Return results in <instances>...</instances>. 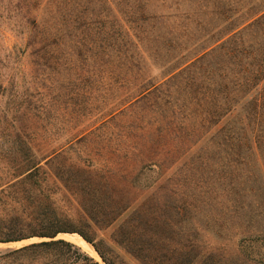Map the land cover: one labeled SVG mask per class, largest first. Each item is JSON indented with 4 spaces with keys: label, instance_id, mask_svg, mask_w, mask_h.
<instances>
[{
    "label": "trees",
    "instance_id": "16d2710c",
    "mask_svg": "<svg viewBox=\"0 0 264 264\" xmlns=\"http://www.w3.org/2000/svg\"><path fill=\"white\" fill-rule=\"evenodd\" d=\"M73 1L45 0L42 15H22L24 51L39 66L33 82L49 79L51 86L41 85L51 92L20 93L16 79L0 82L8 98L0 126L12 143L6 165L0 160V209L19 199V211L31 219L28 230L51 239L6 256L72 247L55 238L78 233L114 264L93 235L116 226L113 239L142 264H190L186 249L196 244L174 237L186 219L221 241L208 251L218 254L211 263L264 264V0H189L188 10L180 9L187 0H179L176 12L161 15L148 13L151 0H122L128 32L104 9L61 14L58 7ZM170 19L177 23L168 27ZM67 43L77 58L91 53L92 78L108 69L126 90L130 114L121 120L123 146L111 161L118 169L91 171L64 156L75 144L91 143V131L72 135L84 115L61 87L55 91ZM145 44L164 70L160 79L144 76ZM62 131L69 137L55 147ZM208 134L215 152L192 155ZM147 171L156 175L146 189L155 190L139 202ZM22 223L16 216L0 224V241H10Z\"/></svg>",
    "mask_w": 264,
    "mask_h": 264
},
{
    "label": "rangeland",
    "instance_id": "374dc122",
    "mask_svg": "<svg viewBox=\"0 0 264 264\" xmlns=\"http://www.w3.org/2000/svg\"><path fill=\"white\" fill-rule=\"evenodd\" d=\"M175 1L179 0H151L147 11L156 15L174 13L177 11ZM181 3L180 9L188 10L191 6L189 0ZM44 4L45 0H0V82H4V86H7L9 80L16 79L20 85V93L24 92L26 88H30L31 91L39 89L40 92H51L47 88L43 89L41 85L44 83L46 87L51 86L49 79L48 81L37 80L40 84L33 82L36 69H39V66L24 51L27 26L22 20V15L30 11V15L35 16L38 14L40 16L45 10ZM169 6H172V8H169ZM58 8H60L61 14L72 12L91 14L93 10L101 11L104 9L107 12H112L116 16L117 22H119V28H123L125 32H128V24L122 19V16H119L123 11L128 10L122 0H108L107 5L91 3V0H74L72 4L63 2ZM174 20L177 23L176 19H170L167 26H172V21ZM133 41L135 42L136 38H133ZM69 48L68 43L67 45L64 44L62 50L63 59L57 77L59 83H56L55 91L58 90V87H61V92L67 96L66 101L69 102V106L84 115L81 118L83 123L76 130H72V135L81 131L84 133L91 131V143L84 141L75 144L74 150L69 155L64 156L79 162L83 167L85 165L90 166L91 171L118 169L119 167L113 163L115 159L114 151L122 149L123 145L121 139L117 138V134L122 131L121 120L126 119L130 114L127 109L130 102H123L125 96L122 93L126 90L120 89V83L117 82L118 79L113 77L108 69L104 70L105 75H101L96 79L92 78L91 53L86 54L84 50L82 57L77 58L76 53H73ZM140 51H144V56H146L144 76L160 79L164 70L149 57L151 52L149 45L141 46ZM70 53L73 61H71ZM51 67L53 65L48 64L45 67L46 72L52 71ZM82 70H86V72L84 76L80 77L79 73ZM43 79L45 80V78ZM7 99V91L4 94L0 91V111L6 108ZM60 133L55 147L64 144L69 137L67 132L62 131ZM7 134L8 129L5 125L0 126V160L4 162L1 165H6L5 162L11 157L12 143L6 136ZM209 138L210 135L208 134L197 145L193 146L191 149L192 155H202L205 152L208 154L214 153L216 149L211 143H208ZM112 160L113 162L111 163ZM2 171L3 169L0 166V173ZM146 174L148 177H146ZM152 174L151 171H147L145 175L140 177L142 187L138 191L143 192V194L139 202L145 200L155 190L153 188L146 189L150 179L156 175ZM21 202L19 199L13 198L8 201L9 206L5 210L0 209V224L5 225L4 223L10 218L16 216H20L23 220L22 230L10 236V241H0V264H93L94 261L105 264L95 247L78 233H60L55 238L69 241L73 244L72 247H56L46 251L22 252L7 257L6 254L10 250L51 240L49 237H43L28 230V224L31 219L27 217V214H22L19 211L22 208ZM12 207L15 208V212L10 211ZM171 211V208H168V212ZM115 227H111L108 230L96 229L93 235L95 242L112 257L114 264H142L128 254L113 239ZM178 227L180 229L175 231V239H179L180 243L185 246L188 243L196 244V248L191 252H189L190 249H186L185 258L191 261L190 264H205L207 259L210 261L206 264H220L211 263L213 259L218 261L217 253H213L214 257H208V251L209 249L211 250V246H219L221 244L218 236L213 233L209 234L201 227L190 225L186 219L180 220ZM230 248L233 252L237 250L233 245ZM210 256L213 255L211 254Z\"/></svg>",
    "mask_w": 264,
    "mask_h": 264
}]
</instances>
